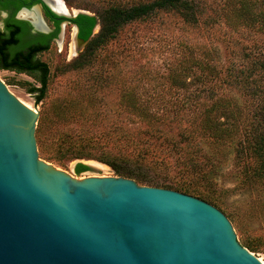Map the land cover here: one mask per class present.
Here are the masks:
<instances>
[{"label": "rangeland", "instance_id": "374dc122", "mask_svg": "<svg viewBox=\"0 0 264 264\" xmlns=\"http://www.w3.org/2000/svg\"><path fill=\"white\" fill-rule=\"evenodd\" d=\"M63 1L71 15L84 11L100 16L111 5L130 8L152 0ZM194 1L203 11L197 26L185 23L177 12L160 11L148 21H136L122 27L116 38L98 47L92 61L79 69L74 63L79 64V57L86 53L87 44L79 46L74 37L75 28L65 23L59 40L51 44L48 52L39 55V59L49 67L47 95L39 104H36L37 94L29 92L32 87H41L35 76L0 70V78L9 89L39 113L37 128L40 126V138L44 141L43 153L40 152L39 132L36 135L42 160L77 178L120 177L110 166L100 161L73 159L74 151L69 148V143L62 148L58 143L61 139L67 138L69 141L80 136L98 138L117 126L130 128L136 136L137 133H143L148 129V123L142 120L144 116L141 112L129 110V103L150 109L153 114L148 119L156 116L166 118L152 129L169 137L172 143H167L170 145L155 146L154 139L144 137L145 134H141L140 138L153 152L163 155L169 151L174 143L181 141L178 134L190 127L191 123L201 120L189 119L187 115L183 119H172L173 114L162 116L163 109L169 110L176 105L178 89L172 83L173 75L181 68L190 66L192 59L202 63L204 69L205 66L215 69L214 74L217 76L210 77L211 81L204 83V87H215L220 93L238 98L241 103L250 100L246 95L231 89L224 81L230 72L239 73L250 69L247 56L252 57L250 53L264 49V33L257 28L230 24L231 19L235 20L233 14L240 5L236 0ZM3 18V13H0V27L3 26ZM100 29L99 24L94 34ZM194 69L197 75L207 73L205 70L202 73L196 67ZM200 101L204 103V99L200 98ZM184 145L185 142H182L179 147ZM169 160L173 162L176 157H170ZM78 163L93 166L77 175L75 167ZM240 179L234 155H231L220 165L219 175L214 179L216 187L202 185L200 189L211 195L214 202L201 196L187 195L202 199L225 213L240 244L264 264V186L243 188ZM148 187L171 189L163 184Z\"/></svg>", "mask_w": 264, "mask_h": 264}, {"label": "water", "instance_id": "95a60500", "mask_svg": "<svg viewBox=\"0 0 264 264\" xmlns=\"http://www.w3.org/2000/svg\"><path fill=\"white\" fill-rule=\"evenodd\" d=\"M38 122L0 78V264H263L202 199L42 160Z\"/></svg>", "mask_w": 264, "mask_h": 264}, {"label": "trees", "instance_id": "16d2710c", "mask_svg": "<svg viewBox=\"0 0 264 264\" xmlns=\"http://www.w3.org/2000/svg\"><path fill=\"white\" fill-rule=\"evenodd\" d=\"M240 2L233 26L257 28L264 33V0H236ZM1 8L10 12L6 19L5 29H0V70L26 73L37 78L41 87H32L31 94H37L36 104L41 103L48 91L49 67L38 56L48 52L52 40L59 33L57 16L45 7L48 18L56 21L57 29L51 35L41 34L37 40L25 38L28 23L15 18L21 5L2 4ZM236 9V7H234ZM160 11L177 12L185 23L197 26L203 11L194 0H152L138 3L130 8L111 5L105 14L90 16L79 14L71 22L79 27V38L87 42V51L79 57L80 62L74 63L77 69L92 61L95 51L110 39L117 37L120 29L136 21H148ZM100 24V31H94ZM247 56L250 69L237 73L230 72L224 81L231 89L250 98L241 103L231 94L220 93L217 88L204 83L214 74V68L202 66V63L192 59L191 65L181 68L172 77V83L178 89L176 105L169 110L163 109V117L173 114L172 119H201L199 123H191L182 133L178 134L180 142L161 155L148 149L141 134L154 139L155 146L172 143L169 137L157 129H152L161 117L148 119L153 113L150 109L140 108L135 103H129L132 112H141L148 123V129L143 133L133 134L128 127L110 128L106 134L98 138L92 136L76 139H61L60 148L69 143L73 159H90L100 161L112 168L116 175L136 180L141 185H165L186 194H193L214 202V198L202 192V185L215 188V178L219 175L220 165L225 159L234 155L238 166L240 185L243 188L264 186V49L250 53ZM207 71L197 75L194 68ZM188 78H192L188 80ZM200 84V85H199ZM202 85V86H201ZM195 87V88H194ZM194 88V89H193ZM183 91V92H181ZM183 97H180L181 94ZM178 94H180L178 96ZM129 98L131 94H128ZM204 99V103L200 101ZM245 119V120H242ZM41 123V120H40ZM40 128V126H39ZM41 153L44 141L40 138ZM151 128V129H150ZM138 138V139H137ZM168 142V143H167ZM185 142L183 147L180 143ZM168 144V145H170ZM170 161L169 158H175ZM89 170V166L78 163L75 173L81 175ZM174 174V175H173ZM264 188V187H263Z\"/></svg>", "mask_w": 264, "mask_h": 264}, {"label": "flooded vegetation", "instance_id": "af4514ba", "mask_svg": "<svg viewBox=\"0 0 264 264\" xmlns=\"http://www.w3.org/2000/svg\"><path fill=\"white\" fill-rule=\"evenodd\" d=\"M2 4H9V5H17L18 4V5H21V8L15 14V18L17 20L25 21L28 23V28H27L28 31L26 32V34L24 36L25 38L37 40L41 34L51 35L56 31V29H57L56 21L47 17L45 7H47L52 13H54L57 16L56 20L58 21V23H59L58 26L60 28L57 37L52 40V43L54 41L59 40L60 35L62 33V30H63V25L65 23H66V25H71L74 28H75V26L78 27L77 25H75L71 22V19H73V18H67L64 16L57 15L52 10L54 8L52 6H50V4L48 3V0H0V13H3V15H4L3 22H2L3 26L0 27L1 30L5 29L6 19H8L10 16L9 11L3 10L1 8ZM34 7H39V8L35 10ZM28 12H38L40 19H41V22H42V28H39L36 25V23L34 22L35 21L34 19L27 17V16H24V14L28 13ZM69 12H70V10H69ZM78 30H79V27H78ZM77 36H78V40H81L79 38V32H78ZM79 46H80V44H79ZM38 58H39V56H38Z\"/></svg>", "mask_w": 264, "mask_h": 264}, {"label": "bare ground", "instance_id": "6f19581e", "mask_svg": "<svg viewBox=\"0 0 264 264\" xmlns=\"http://www.w3.org/2000/svg\"><path fill=\"white\" fill-rule=\"evenodd\" d=\"M48 3L56 11H59L61 13H65V14L69 13V9H68L67 5L62 0H48ZM24 16H27V17L34 19L35 20L34 22L36 23V25L39 28H42V22H41V19H40L38 12H28V13H25ZM75 34H76V31H75ZM74 37H76V35ZM75 41H76V38H75ZM73 49H75V45H74ZM27 106H29V105H27Z\"/></svg>", "mask_w": 264, "mask_h": 264}, {"label": "clouds", "instance_id": "9594fccd", "mask_svg": "<svg viewBox=\"0 0 264 264\" xmlns=\"http://www.w3.org/2000/svg\"><path fill=\"white\" fill-rule=\"evenodd\" d=\"M6 15V14H5Z\"/></svg>", "mask_w": 264, "mask_h": 264}]
</instances>
